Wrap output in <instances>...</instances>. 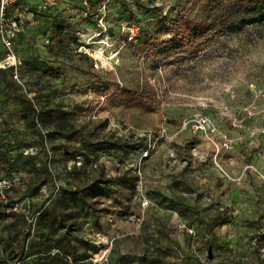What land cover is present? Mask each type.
Returning a JSON list of instances; mask_svg holds the SVG:
<instances>
[{"label":"rangeland","instance_id":"1","mask_svg":"<svg viewBox=\"0 0 264 264\" xmlns=\"http://www.w3.org/2000/svg\"><path fill=\"white\" fill-rule=\"evenodd\" d=\"M200 2L14 0L7 7L0 264H60L43 256L52 247L72 264H264V181L245 168L264 169L263 141L249 135L264 123V101L248 87L264 93V35L228 33L196 55L179 53L158 33L160 17L191 14ZM119 88L153 99L147 108L115 106ZM252 101L257 114L243 117ZM197 112L240 137L216 163L207 143L180 129ZM103 141L112 146L101 149ZM99 251L105 261L91 262Z\"/></svg>","mask_w":264,"mask_h":264},{"label":"trees","instance_id":"2","mask_svg":"<svg viewBox=\"0 0 264 264\" xmlns=\"http://www.w3.org/2000/svg\"><path fill=\"white\" fill-rule=\"evenodd\" d=\"M133 20L134 16L130 15L129 21ZM158 28L159 34L171 37L169 41L172 40L173 47L179 53L196 55L205 46L218 41L220 37L228 33L247 31L257 37L264 35V0H201L191 14L176 11L173 17H160ZM62 30L60 28L56 35L57 41L63 47L67 45V33H63ZM168 48L170 46L161 49L160 52H164V50L170 52ZM112 98L116 100L115 106L147 108L150 100L153 99V94L145 95L143 91L138 93L132 89L119 88L112 92ZM98 144L101 149L112 146V143L105 141ZM84 191L75 189L70 193L81 194ZM3 215L5 214L3 213L0 218ZM52 248H57L61 253L70 256L59 247ZM49 249L43 256L56 259L60 264H72L71 256V262L66 263L56 255H49Z\"/></svg>","mask_w":264,"mask_h":264},{"label":"built area","instance_id":"3","mask_svg":"<svg viewBox=\"0 0 264 264\" xmlns=\"http://www.w3.org/2000/svg\"><path fill=\"white\" fill-rule=\"evenodd\" d=\"M14 0H0V22L5 19V11L7 7L13 3ZM44 2H42L43 4ZM11 26L13 27V30L15 29V20L11 21ZM13 35V31L10 32V36ZM4 43L9 46L10 42L8 39L4 40ZM4 65H10L9 62L4 63ZM249 90L254 95V97H261L264 101V93L260 92L258 93L253 84H248ZM256 104L254 101H252L250 104H248L246 107L243 108V117H253L255 114H257L256 111ZM262 119L264 121V110L261 112ZM233 126H239V124H233ZM180 129L181 130H188L193 134L198 135L205 143L208 144V146L212 150V159L215 161L216 155H218L221 152H227L229 151L233 144L236 143V141L240 137H231L229 134H227L225 131L218 128L216 123L212 120V118L205 114V113H193L191 115H188L187 117H184L180 122ZM251 137H253L255 140L257 138L261 139L263 141L264 146V123L260 126H253L250 128V134ZM264 151V148L262 149ZM261 156L264 158V152L260 153ZM216 163V161H215ZM245 168H250L254 171L255 176L259 178L260 180L264 181V169H256L251 164H248L245 166ZM233 180H238L239 177L230 178ZM8 183L6 181L1 182V186H7ZM145 202V200H143ZM48 254L53 256L56 255L60 257L63 261L66 263L71 262V258L68 255H65L61 253L57 248H50L48 250ZM93 263H100L105 261L106 256L103 251H99L94 257L88 258ZM15 264H18V262H15Z\"/></svg>","mask_w":264,"mask_h":264}]
</instances>
